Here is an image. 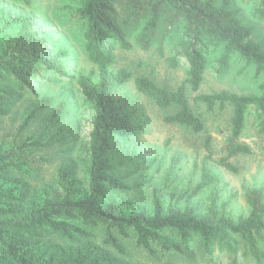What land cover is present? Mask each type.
<instances>
[{
	"label": "trees",
	"instance_id": "16d2710c",
	"mask_svg": "<svg viewBox=\"0 0 264 264\" xmlns=\"http://www.w3.org/2000/svg\"><path fill=\"white\" fill-rule=\"evenodd\" d=\"M254 1L259 2L254 12H261L263 0ZM74 15L84 22L83 48L97 67L96 75L90 70L77 78L78 87L94 112L86 166L87 191L74 196L61 173L62 196L31 202L22 210L8 192L0 189V264H118L88 246L76 251H47L38 243L48 235L66 240L90 238L96 229L103 231L104 242L121 255L125 248L120 237L127 238L131 233L135 234L136 245L151 256L158 250L182 252L198 236L203 251L209 256L216 251L228 253L237 262L247 254L256 264H264V185L249 189L248 213L238 217L228 208L229 201L221 200L228 182L210 172L206 162L202 164L193 195L209 187L207 204L203 200L191 203L188 197L181 205L182 194H171L166 203L161 190L155 189L150 212L144 208L124 212L118 203L105 199L101 192L105 183L123 188L117 179L107 181L106 175L120 166L117 151L121 141L143 131L146 124L138 100L128 91H122L132 79V73L125 67H115L116 48L138 47L146 51L156 47L159 56L165 57L172 68L181 59L187 62L185 78L175 89L159 86L148 76H136L133 81L136 90L160 108L178 107L164 117L166 122L187 126L195 132L203 130L204 123L191 110L186 85L192 91L199 89L209 57L218 53L217 73L229 69L232 56L252 65L253 76L259 79L257 93L223 90L194 97L209 110L216 104L231 106V131L237 137L251 110L260 131L264 132V47L252 40V27L241 24L229 0H222L220 7L213 0H82ZM45 44V38L32 30L27 21L22 23L19 34L7 38L0 52V83H5L4 87L0 86V98L12 91L13 86L19 92L28 82H36L38 76L44 78L46 71L70 76L60 63L64 52L52 54ZM170 45L173 53L165 56V49ZM50 102V97H43L41 105L47 106ZM61 109L54 114L58 115ZM42 144L40 139L25 142L27 146ZM204 144L210 153L209 136ZM249 152L247 144H237L218 164L235 173L238 168L228 159ZM16 166L8 153L0 149V172ZM242 243L245 251L239 255Z\"/></svg>",
	"mask_w": 264,
	"mask_h": 264
},
{
	"label": "rangeland",
	"instance_id": "374dc122",
	"mask_svg": "<svg viewBox=\"0 0 264 264\" xmlns=\"http://www.w3.org/2000/svg\"><path fill=\"white\" fill-rule=\"evenodd\" d=\"M81 1L0 0V52L4 50L7 38L19 34L22 23L27 21L32 30L45 38V45L52 54L64 52L60 63L63 71L72 77L46 71L44 78L38 76L36 82H28L19 92L13 86L12 91L0 98V149L17 164L13 169L0 172V189L8 192L17 202V208L22 210L31 202L62 196L61 173H64L74 196L87 191L86 166L94 112L82 95L77 78L80 73L90 70L96 75L97 67L83 48L84 22L74 15ZM213 1L221 6L222 0ZM229 2L241 24L252 27V40L264 47V0L260 1L263 12H254L259 3L254 0ZM172 49L171 45L166 47L165 56L172 55ZM115 51V67H125L132 73V79L122 91H128L138 100L146 124L143 131L121 141L117 151L120 166L109 171L106 179H117L123 188L103 184L101 192L105 199H113L124 212L141 208L150 212L153 192L157 189L163 193L166 203L171 194H182L181 205L188 197L191 203L203 200L207 204L209 187L193 195L200 181L202 164L206 162L210 172L228 182L221 200L229 201L228 208L236 217L246 215V193L252 187L264 185V132L260 131L256 115L251 110L243 131L235 137L231 131V106L216 104L209 110L194 97L199 93L223 90L257 93L259 79L253 76L254 67L232 56L229 69L217 73L218 53L209 57L199 89L192 91L186 85L185 94L191 110L204 123L203 130L195 132L187 126L166 122L164 117L178 107L160 108L151 98L139 93L133 81L136 76H148L159 86L175 89L185 78L187 62L181 59L180 64L172 68L165 57L159 56L156 47L146 51L138 47L130 50L117 47ZM4 84L0 83V86L4 87ZM8 86L10 89V84ZM43 97L51 98L49 105H41ZM59 108H62L61 112L55 115ZM207 136L210 137V153L204 144ZM32 139H40L43 144L25 145ZM47 142L50 143L45 144ZM237 144H247L250 152L228 159L238 168L234 173L219 165L218 160ZM93 232V237L74 240L48 235L38 243L47 251H76L88 246L110 256L118 264H256L247 254L237 262L228 253L216 251L209 256L203 251L198 236L182 252L158 250L151 256L136 245L135 234L131 233L127 238L120 237L125 248L121 255L104 242L101 229ZM262 246L264 248V243ZM244 251L242 243L239 255Z\"/></svg>",
	"mask_w": 264,
	"mask_h": 264
}]
</instances>
